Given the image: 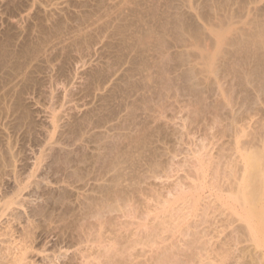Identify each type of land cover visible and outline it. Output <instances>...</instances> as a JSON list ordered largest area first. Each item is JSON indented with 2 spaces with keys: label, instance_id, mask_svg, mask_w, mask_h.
<instances>
[{
  "label": "rangeland",
  "instance_id": "1",
  "mask_svg": "<svg viewBox=\"0 0 264 264\" xmlns=\"http://www.w3.org/2000/svg\"><path fill=\"white\" fill-rule=\"evenodd\" d=\"M248 142L264 156V0H0V228L33 236L28 264L67 260L101 220L152 223L140 210L163 209L156 192L194 170L196 147L208 145L225 174L221 164L236 157L235 143ZM206 166L208 181L215 165ZM202 191L201 199L166 207L182 213L195 204L175 220L182 222L173 229L176 264L199 254L189 264L257 263L263 253L244 223L226 222L229 209L199 220L217 193ZM105 202L121 205L119 212Z\"/></svg>",
  "mask_w": 264,
  "mask_h": 264
},
{
  "label": "bare ground",
  "instance_id": "2",
  "mask_svg": "<svg viewBox=\"0 0 264 264\" xmlns=\"http://www.w3.org/2000/svg\"><path fill=\"white\" fill-rule=\"evenodd\" d=\"M237 136V135H236ZM238 138V136L236 137V139ZM252 138H254V137H252ZM203 140V139H202ZM200 141H201V139H200ZM248 141V140H247ZM250 141H252L251 139H250ZM258 141V140H257ZM237 142H238V140H237ZM246 142V141H245ZM201 143H204V142H201ZM239 143V142H238ZM241 143V142H240ZM250 142H248V144H249ZM251 143H253V142H251ZM251 143L248 145V144H246L245 145V147H244V145L243 144H239L240 146H238V144L237 143H235L237 146H236V148H235V155H236V157L234 158V159H230V160H227V161H230V162H234V165H233V167H231L232 165L231 164H228L229 162H223L224 164V166L221 164V168H223L224 167V169H227V171L226 170H223V171H225L226 173L225 174H221V169H220V164L218 165L217 164V162H214L213 163V161H215V160H213V155L211 156V153L209 152V151H211L210 149H208L209 151V153L206 151V149L208 148V147H206V146H208V145H206V144H204L203 146H202V148H200L199 150H198V147H196L197 148V150L196 149H194L195 151V158H193V160H192V162H191V164L189 165V167L191 166V167H193L192 168V170L193 171H187L186 173H187V175H186V177H184V178H186V179H188L189 180V182H188V180H187V182H184L183 181V179L181 178L180 179V177H179V179L181 180H176V182L175 183H173V185L171 186V188H169V189H166L165 190V193L166 194H162L163 192H156V196H157V198L158 199H160L158 196H161V201H162V204L164 205H162L161 203H159L158 201H156L160 206H161V208H162V206H163V209H159V211L158 212H155L154 213V216H153V214H151L152 213V211L153 210H155L156 209V211H157V206L154 208V209H150V207L147 205V207L144 205V210H143V213H141V210H140V214H147V215H149L150 214V218H152V219H150L151 221L153 220H156L157 221V223L154 221V223H153V221H152V223H146V220L144 221L145 223H143V222H141V223H134V222H130V223H128V222H126V223H123V222H120L121 220L119 219V221L118 222H120V223H115L114 222V224L113 223H111V222H109V224L106 226V224H104V223H97V225L95 224V223H92V224H89V226L86 228V229H88L87 231H89V232H87V234L84 232L83 233V235H85L84 237L83 236H81V238H80V236H79V239H77L76 241H75V243H74V251H73V253H72V255L70 256L69 255V257H66V259L67 260H63V262L61 263H59V264H176V262L174 261L175 259H173L172 257H174L175 258V253L177 254V253H179V251H178V249H176V251H178V252H173L172 250H173V248L174 247H176V245L179 243L178 241H176L175 239H174V236H175V234L173 233L174 232V230L173 229H176L178 226H180L181 224H182V222L180 221L181 220V216L183 215H186V216H189V215H187L188 213H190L191 211V205H194L195 206V204H194V199L196 198V197H200L201 195H202V193H203V191H202V189L204 190V188L206 189V187L208 188H212V191L215 189V191L217 192V193H211L212 195H214V197H213V199L211 198H207L208 200H209V202H207V204H205V206L203 207V209L201 210L200 209V211H202L203 212V214L201 213V216L202 217H198L199 218V220H201V219H204L205 220V218H203V217H205V216H208L209 215V217L214 213V212H216V214H217V211H219V212H221V211H225L226 209V211H228V209L230 210V213L228 214L227 213V217L228 216H230L231 218V220H227L226 222L227 223H233L234 221H241L242 223H244V228L243 229H245L246 230V233L244 234V235H246L247 236V234H248V236H250L251 238H249V240L251 241V239L253 240V242H254V244H252V245H254V246H256V247H254V248H258V250H259V253H263V256L262 255H257L258 257V259H257V263H256V261H255V263L254 264H264V156L262 155V152H260L259 151V147H258V150H256V145H255V147L253 148V144L251 145ZM192 144V143H191ZM194 144V143H193ZM190 145V144H189ZM206 145V146H205ZM243 145V146H242ZM248 145V146H247ZM247 146V147H246ZM258 146V145H257ZM263 146H264V144H263ZM10 147V146H9ZM233 148H234V145H233ZM189 149V148H188ZM204 149H205V151H204ZM260 149H264V148H260ZM7 150H8V148H7ZM6 151V150H5ZM6 153V152H5ZM8 154H9V151L7 152ZM6 153V154H7ZM189 153V152H188ZM192 154H194L193 153V148H192ZM191 154V155H192ZM264 154V153H263ZM5 156V155H4ZM193 156V155H192ZM219 156V155H218ZM8 157V156H7ZM194 157V156H193ZM219 157H221V156H219ZM219 157H218V159H219ZM38 158V157H37ZM215 158V157H214ZM216 159V158H215ZM9 160H11V159H9ZM213 160V161H212ZM1 161V160H0ZM217 161V160H216ZM219 161H221L220 159H219ZM3 162V161H2ZM190 162V161H189ZM211 163H212V167H214V165H215V167H214V169H213V171H214V173L212 172V179H211V177H210V179L211 180H205V177L207 176H205L204 177V174L206 173L207 174V171L208 170H206V172L204 173V167L203 166H206V164L207 165H210L211 166ZM218 163H220V162H218ZM228 165H231L230 167L231 168H229V166ZM210 166H208V168L210 167ZM226 166L229 168V170L230 169H232L229 173H228V168H226ZM159 167V166H158ZM207 167V166H206ZM156 169V168H155ZM205 169H207V168H205ZM156 172V171H155ZM154 172V173H155ZM189 172V173H188ZM202 172H203V174H202ZM153 173V174H154ZM222 173H224V172H222ZM200 174H201V176H200ZM33 175V174H32ZM157 176H158V174H157ZM156 176V177H157ZM185 176V175H184ZM209 176V175H208ZM159 177V176H158ZM207 178V177H206ZM224 178H226L227 179V181H226V179H225V181H226V183L225 182H223V179ZM178 179V178H177ZM229 179H232V180H229ZM18 184V183H17ZM20 188V187H19ZM25 188H26V186H25ZM167 188V187H166ZM23 189V188H22ZM211 190V189H210ZM202 191V192H201ZM212 191H210V192H212ZM118 192V191H117ZM214 192V191H213ZM120 193V192H119ZM124 193H126V191L124 192ZM144 193V192H143ZM196 193V194H195ZM205 193V192H204ZM206 193H208L209 194V192H206ZM205 193V194H206ZM117 194V193H116ZM127 194V193H126ZM107 195V194H106ZM119 196H120V194H118ZM128 195V194H127ZM130 195H132V194H130ZM144 195V194H143ZM155 195V194H154ZM207 195V194H206ZM212 195H209V197L210 196H212ZM112 196H113V194H112ZM152 196H153V193H152V195H150V197L152 198ZM225 196V197H224ZM114 197H116V196H114ZM124 197V196H123ZM122 197V198H123ZM126 197V196H125ZM141 197V196H140ZM143 197V196H142ZM147 197V196H146ZM154 197V196H153ZM202 197V196H201ZM201 197H200V199H201ZM203 197L205 198V196L203 195ZM110 198H112L111 196H110ZM118 198V197H117ZM128 198H129V196H128ZM149 198V197H148ZM150 198V199H151ZM154 198H156V197H154ZM153 198V199H154ZM190 198H193V200H192V202H190L189 203V205H190V207H188V208H186L185 207V209H188V210H186V212H183L182 211V213H180L179 211L181 210V207H179L178 206V208L176 207V211L178 212V213H180V215H177L176 214V211H175V213H172L171 211L173 210V208H174V210H175V207H173L172 208V210H169V209H167L166 207H170L171 206V203H174L173 202V200L176 202L177 200H181V202H183L184 203V201H185V203H187V201L190 199ZM104 199V198H103ZM106 199H107V197H106ZM127 199V198H126ZM137 199H139V198H137ZM150 199H148L149 201H150ZM153 199H152V201H153ZM158 199H156V200H158ZM108 200V199H107ZM110 200V199H109ZM112 200V199H111ZM110 200V201H111ZM117 200V199H116ZM116 200H115V202H116ZM124 200H125V198H124ZM128 200V199H127ZM131 200V199H130ZM129 200V201H130ZM135 200V199H134ZM147 200V201H148ZM228 200V201H227ZM15 201V200H14ZM106 201V200H105ZM140 201H141V199H140ZM146 201V203H148ZM160 201V200H159ZM13 202V201H12ZM11 202V200H9L8 202H6V205L7 206H10V204L12 203ZM113 202V201H112ZM119 202V201H118ZM138 202V201H137ZM15 203H17V202H15ZM104 203V202H103ZM102 203V204H103ZM124 203H125V201H124ZM132 203V202H131ZM184 203V204H185ZM192 203V204H191ZM13 204V203H12ZM99 204H100V202H99ZM106 202H105V206H106ZM113 204H115L114 202H113ZM112 204V205H113ZM118 204V203H117ZM120 204V203H119ZM128 204V203H127ZM130 204V203H129ZM128 204V205H129ZM132 204H135V203H132ZM138 204H139V202H138ZM144 204V203H143ZM149 204V203H148ZM184 204H183V206H184ZM203 204V202L201 203V205ZM125 206H126V204H124ZM131 205V204H130ZM129 205V206H130ZM141 205V204H140ZM204 205V204H203ZM98 206V205H97ZM103 207H104V204L102 205ZM102 206H101V209H103V212H104V210H105V208H102ZM116 206V205H115ZM114 205L113 206H111V207H109V204H108V208H107V206H106V209H111V208H114L115 207ZM138 206V205H137ZM136 205L134 206L133 205V207H137ZM159 206V207H160ZM180 206H182V205H180ZM183 206H182V210H185L184 208H183ZM186 206H188V205H186ZM197 206V205H196ZM96 207V206H95ZM118 207H121V205L120 206H118ZM117 206H116V209L118 208ZM130 207H132V206H130ZM132 207V208H133ZM202 207H200V208H202ZM94 208V207H93ZM125 208V207H124ZM131 208V209H132ZM180 208V209H179ZM197 208H198V206H197ZM123 209V208H122ZM121 209V210H122ZM138 209V208H137ZM143 209V208H142ZM170 209H171V207H170ZM196 209V208H195ZM222 209V210H221ZM225 209V210H224ZM91 210H93V209H91ZM108 210V212H111L112 213V210L113 209H111L110 211ZM115 210V209H114ZM113 210V211H114ZM124 211L125 210H127V207H126V209H123ZM133 210V209H132ZM136 210V209H135ZM161 210V211H160ZM98 211V210H97ZM101 211V210H100ZM99 211V212H100ZM116 211H118V209L117 210H115V212ZM189 211V212H188ZM195 211V210H194ZM193 211V213H195ZM198 210H196V212H197ZM225 211V212H226ZM119 212V211H118ZM126 212V211H125ZM160 212V213H159ZM219 212H218V215H219ZM94 213V212H93ZM102 213V212H101ZM100 213V214H101ZM132 213H134V214H136L134 211L132 212ZM212 213V214H211ZM96 214H98V213H96ZM103 214V216L105 215V212L104 213H102ZM116 214V213H115ZM123 214H127L126 215V218L127 219H129V213H123L122 212V215ZM130 214H131V211H130ZM138 214V213H137ZM136 214V215H137ZM197 213H195V215H196ZM211 214V215H210ZM216 214H214V217H215V215ZM224 214V213H223ZM1 215V214H0ZM109 215V214H108ZM129 215V216H128ZM141 215V216H142ZM153 217H152V216ZM177 215V216H176ZM195 215H193V216H195ZM199 214H197V216H198ZM217 215V216H218ZM90 216V215H89ZM118 216V215H117ZM116 216V217H117ZM132 216V215H131ZM135 216V215H134ZM185 216V217H186ZM197 216H195V217H197ZM216 216V217H217ZM102 217V216H101ZM100 216H99V218H101ZM110 217V216H109ZM115 217V216H114ZM119 217H121V216H119ZM143 217H145V215H143L142 216V218ZM147 217V216H146ZM149 217V216H148ZM185 217H183V219H184V222L187 224V223H189V225L191 224L190 222H192V219L189 221H186V218ZM209 217H208V219H209ZM213 217V216H212ZM215 217V218H216ZM98 218V219H99ZM125 218V217H124ZM131 218H134L133 216L131 217ZM130 218V219H131ZM139 218V217H138ZM138 218H137V220H138ZM156 218V219H155ZM177 218H179L180 220H178V222L176 221L175 222V220L177 219ZM192 218V217H191ZM219 218H221V216H219ZM222 218H224V216L222 217ZM220 219V222H222L221 220H223V219ZM87 219V218H86ZM113 219V218H112ZM139 219H141V217L139 218ZM143 219H146V218H143ZM207 219V218H206ZM217 219V218H216ZM95 220V219H94ZM107 220H108V218H107ZM106 220V221H107ZM117 220H118V218H117ZM132 220V219H131ZM136 220V221H137ZM148 220V219H147ZM150 220H148V222L150 221ZM204 220H202V221H204ZM225 220H226V218H225ZM124 221H126L125 219H124ZM128 221V220H127ZM133 221H134V219H133ZM142 221V220H141ZM183 221V220H182ZM207 221V220H206ZM206 221L204 222V223H206ZM228 221H230V222H228ZM92 222V221H91ZM181 222V223H180ZM201 222V221H200ZM214 222V221H213ZM216 222V221H215ZM214 222V223H215ZM219 221H217V223H218ZM226 222H224V223H226ZM196 223V222H195ZM199 223V222H198ZM207 223H209V221L207 222ZM237 223H239V222H237ZM104 224V225H103ZM88 225V224H87ZM189 225H188V227L187 228H185L186 230H187V232H188V228L189 229H191L190 227H193V226H196V225H191L190 227H189ZM210 225V224H209ZM226 226H228L227 224H225ZM102 226L106 229V231L107 232H105V229L103 230V228H102ZM107 228H106V227ZM116 226H117V228H116ZM130 226H135L134 228H131ZM187 226V225H186ZM185 226V227H186ZM198 227V226H197ZM197 227H195V231L194 232H196V235H197V237H198V233L200 232H198L197 233V231H196V228ZM208 227V226H207ZM233 227V226H232ZM235 227V226H234ZM95 228V230H93ZM182 228V227H181ZM205 228V227H204ZM223 228V227H222ZM239 228V227H238ZM240 228H241V230H243L242 229V226H240ZM102 229V230H101ZM209 229V228H208ZM218 229V228H217ZM220 229V228H219ZM7 230V231H6ZM9 229H8V227H1L0 228V264H28V262L30 261L29 260V252H30V248H32V244L33 243H31L32 241V237H30V234H27L26 233V235H22L21 233H20V237H18V238H15L14 236H13V234L10 232V230L8 231ZM121 230H124V232L125 233H122L121 232ZM178 230V229H177ZM176 230V231H177ZM202 230V229H201ZM205 230V229H204ZM240 229H238V230H236L237 231V234H235L234 236L236 237V235H241L240 233H238V232H241V231H239ZM245 230H243V231H245ZM86 231V230H85ZM192 231V230H191ZM191 231H189V232H191ZM206 231H207V228H206ZM205 231V232H206ZM225 231V230H224ZM243 231L241 232L242 233V236H243ZM183 232H184V234H185V231L183 230ZM202 232H204V231H201L200 232V235H201V237H202ZM211 232V231H210ZM216 232V231H215ZM234 232V231H233ZM24 233V232H23ZM180 233H182V232H180ZM180 233H178L179 235H180ZM25 234V233H24ZM112 234V235H111ZM183 234V233H182ZM189 234H191V233H188L187 235L189 236V237H191L192 238V236H190ZM206 234V233H205ZM196 235H194L193 237L194 238H196L195 236ZM204 235V234H203ZM177 236V235H176ZM182 236V235H181ZM204 236H206V235H204ZM203 236V237H204ZM214 236V235H213ZM233 236V238L235 239V237ZM246 236H244V237H246ZM247 236V237H248ZM83 237V238H82ZM201 237H200V239H201ZM202 237V238H203ZM216 237V236H215ZM238 237V236H237ZM236 237V238H237ZM219 238V237H218ZM230 238H232V237H230ZM232 238V239H233ZM168 239H171V241L170 240H168ZM173 239H174V241L176 242V243H174V241H173ZM180 239H182V238H180ZM179 239V240H180ZM198 239H199V237H198ZM198 239H196V241H195V243H197V241H198ZM199 239V240H200ZM233 239V240H234ZM239 239H241V238H239ZM239 239H237L236 241H234V245L233 246H235V242L236 243H239L238 241H241V240H239ZM72 240V239H71ZM184 240H185V236H184ZM184 240H183V242H184ZM193 240H195V239H193ZM210 240V239H209ZM248 240V242H250ZM168 242V244H167V242ZM188 241H191V239L190 240H188ZM187 241V242H188ZM201 241H203V239H201L200 240V243H201ZM215 241V240H214ZM216 241H217V238H216ZM232 241V240H231ZM56 242V241H55ZM166 242V243H165ZM178 242V243H177ZM181 242V241H180ZM187 242H185V246H186V248H188L187 247ZM207 242V241H206ZM222 242V241H221ZM243 242H245V241H243ZM73 243V242H72ZM193 243V242H192ZM192 243H191V246H189V248L190 247H195L196 248V246H198L200 243H199V241H198V243L195 245V246H193L194 245V243H193V245H192ZM203 243H204V241H203ZM202 243V244H203ZM242 243V242H241ZM246 243V242H245ZM244 243V244H245ZM57 244V243H56ZM59 244H61V243H59ZM207 244V243H206ZM44 245V244H43ZM181 245H182V243H181ZM190 245V244H189ZM203 245H205V244H203ZM231 245V246H232ZM237 245H239V244H237ZM35 246V245H34ZM183 246H184V244H183ZM251 246V245H250ZM43 247V246H42ZM58 247V246H57ZM62 247V246H61ZM145 247H147L146 249H145ZM178 247V246H177ZM215 247H220V246H214L213 248H215ZM249 247V246H248ZM100 248H102V249H100ZM181 248H182V246H181ZM180 248V249H181ZM185 247L183 248L184 250L186 249ZM188 248V249H189ZM201 248H202V245H201ZM203 248H204V246H203ZM205 248H207V252H208V247L207 246H205ZM212 248V249H213ZM253 248V247H252ZM188 249H186V251L188 250ZM198 249V252H199V247L197 248ZM196 249V250H197ZM211 249V250H212ZM218 249V248H217ZM216 249V250H217ZM224 249V248H223ZM241 249V248H240ZM247 249V248H246ZM250 249V248H249ZM45 250V249H44ZM43 250V251H44ZM190 250H193L192 248H190ZM190 250H188V251H190ZM196 250L194 251V254H193V256L192 257H194V255L196 256V254L195 253H197L196 252ZM203 250H205V249H203ZM214 250L215 249H213V253H215L214 252ZM233 250V249H232ZM69 251V250H68ZM182 251V250H181ZM185 251V253H187ZM220 250H218L217 252H219ZM235 251V250H234ZM242 251H243V249H242ZM247 251L249 252L248 254H250V255H252L251 253H254L255 254V252L257 251V250H255V252H250L248 249H247ZM247 251H246V254L245 255H247ZM58 252V251H57ZM191 252H193V251H191ZM200 252L202 253V249L200 250ZM199 252V253H200ZM230 252V251H229ZM240 252V251H239ZM64 253V252H63ZM182 253V252H181ZM185 253H183V254H185ZM210 253H212V251L210 252ZM210 253H207L208 254V256H209V258H211L210 256L211 255H209ZM212 253V254H213ZM221 253H223V252H221ZM225 253V252H224ZM258 253V252H257ZM65 254H66V252H65ZM64 254V255H65ZM189 253H187V254H185V255H183V256H185V258L187 259V257H186V255H188ZM198 254V253H197ZM218 254H220V253H218ZM217 254V255H218ZM227 254H228V252H227ZM57 255V254H56ZM56 255H54L55 256V258L56 259H58V258H61V257H57ZM61 255V254H60ZM175 255V256H174ZM190 256L192 255L191 253L189 254ZM200 255V258H201V254H199ZM206 255V254H205ZM231 255V254H230ZM249 255V257H251L252 258V256H250ZM256 255V254H255ZM255 255H253V256H255ZM63 256V255H62ZM183 256H180L179 255V260H181V257H183ZM198 256V255H197ZM207 256V255H206ZM206 256L204 257V259L206 258ZM207 256V257H208ZM219 256V255H218ZM218 256H216V257H218ZM225 256V255H224ZM236 255H234V256H232V258L233 257H235ZM244 256V255H243ZM248 256V255H247ZM260 256H262V258H263V261H261V257ZM189 257V256H188ZM239 257H241L242 258V255L240 254V256ZM239 257H237V258H239ZM173 259V261H172V259ZM198 258H199V256H198ZM200 258H199V260H200ZM208 258V260H210ZM213 258V257H212ZM211 258V259H212ZM219 258V257H218ZM218 258H216V259H218ZM223 258V257H222ZM222 258H219V260H221ZM226 258V257H225ZM224 258V259H225ZM237 258H233V259H237ZM250 258V259H251ZM56 259H54V260H56ZM92 259V260H91ZM183 259V258H182ZM191 259V257L187 260L188 261V264H189V260ZM196 259H197V257H196ZM195 258H193V259H191V261H193L194 260V263H196V262H200L199 260L197 261ZM202 259H203V257H202ZM201 259V260H202ZM207 259V258H206ZM216 259H215V261L214 262H216ZM227 259H229V257L227 258ZM254 259H255V257H254ZM254 259H253V261H254ZM176 260H178L177 258H176ZM234 260V263L238 260H236L235 261ZM240 260V259H239ZM238 260V261H239ZM256 260V259H255ZM181 261H184V264L187 262L185 259L184 260H181ZM181 261H180V263H181ZM186 261V262H185ZM196 261V262H195ZM222 261H223V259H222ZM237 261V262H238ZM51 262V261H50ZM210 262V264H211V262H213V260H211V261H209ZM213 262V263H214ZM252 261H249V263H251ZM53 263H55V261H53ZM57 263V262H56ZM179 263V262H178ZM177 263V264H178ZM205 263V262H204ZM220 263V262H219ZM241 263H242V261H241ZM249 263H247V264H249ZM36 264V263H35ZM206 264H209L208 263V261L206 262ZM221 264H222V262H221ZM225 264V263H224ZM238 264H240V263H238ZM244 264V263H243ZM252 264H253V262H252Z\"/></svg>",
  "mask_w": 264,
  "mask_h": 264
}]
</instances>
